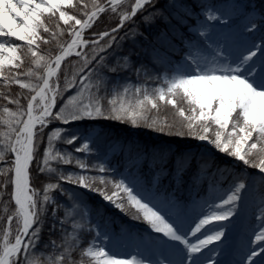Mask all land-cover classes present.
I'll use <instances>...</instances> for the list:
<instances>
[{
    "label": "snow or ice",
    "instance_id": "obj_1",
    "mask_svg": "<svg viewBox=\"0 0 264 264\" xmlns=\"http://www.w3.org/2000/svg\"><path fill=\"white\" fill-rule=\"evenodd\" d=\"M196 9L185 0H0V264H264V35L250 38L264 24V0H196ZM102 14L117 19L115 27L87 36ZM138 15L149 28L157 19L168 27L149 45L154 58L183 52L151 90L108 76L133 70L132 49L143 35ZM172 20L190 34H181L182 48L172 44ZM72 56L78 59L69 69ZM140 72L135 68L137 78ZM13 85L28 93L12 95ZM162 104L178 123L158 115ZM53 121L61 126L45 143ZM108 121L205 147L176 156L169 169L171 152L133 155L104 130ZM57 141L74 152L58 150ZM125 148L127 174L110 166ZM92 156L99 162L89 166ZM73 160L79 172L53 167ZM236 163L243 170L236 172ZM138 164L148 166L147 176L133 171ZM40 176L50 179L37 187ZM84 192L147 228L116 224ZM249 205L258 227L231 259H217L229 247L227 225ZM82 233L91 236L87 247Z\"/></svg>",
    "mask_w": 264,
    "mask_h": 264
},
{
    "label": "trees",
    "instance_id": "obj_2",
    "mask_svg": "<svg viewBox=\"0 0 264 264\" xmlns=\"http://www.w3.org/2000/svg\"><path fill=\"white\" fill-rule=\"evenodd\" d=\"M185 2L189 4L191 7H193V11H196V0H185ZM161 3H163V0H161ZM109 17H110V14H102L100 19L94 24L93 28L86 31L88 36H90L92 32H100V31H104L112 27H115L118 20L115 18L110 19ZM136 23L139 25L140 33H142L143 35L138 38V46L132 49V52H133L132 60L134 61L133 70L127 71V72H120L117 74L108 73V76L112 79V81L116 85H124L132 81V77L134 75V69L137 63L142 62V61L147 62L148 59L152 56L151 47L149 45L155 43V36L158 35V33L161 30H168L167 25L160 19H157L149 28L148 25H145L140 22V15H138L136 17ZM172 24L174 26L175 33H177L181 25L178 24L175 20H172ZM130 27H131V24L126 25L125 28L121 32H119L117 35L123 36L124 33L128 31ZM170 35H171V32H170ZM175 36L176 34L171 35V39H172V44L177 46ZM144 37H147V42H145ZM173 41H175V44ZM156 46L159 47V45H156ZM130 47H131L130 41H126L123 46V51L127 53ZM143 48H148V51L144 52ZM173 53H174V50H172L168 56H163V55L162 56L165 59H167L169 62H171L172 58H170L171 57L170 55H173ZM77 59L78 58L75 56L69 57L67 59L66 66L69 67V69H71L73 61H76ZM114 62L115 61L111 59L108 61L109 64H112ZM28 67H29V64L26 63L24 66V70H27ZM61 80H63V73H61ZM10 92L12 95H16L19 92H24L25 94H27L28 90H22L18 86L13 85L10 89ZM129 98L131 99L133 103L135 102L136 97L133 96L131 93L129 94ZM65 99H67V96H65ZM59 103H63V101H60ZM153 115H157V114L153 112ZM167 119L169 123L179 122V120H173L172 118L167 117ZM115 125L117 127H115ZM58 126H61L60 123L58 121H53L51 126L45 130V143L47 142V132L51 131L53 127H58ZM102 126L104 130L107 132V134L114 140L124 139L125 145L131 146L133 155H135L137 151H139L140 153H148L149 155H151L154 152H159V153L171 152V159L166 165V167L169 169L172 168V163L175 160L176 156L180 155L181 153L189 151L188 147L196 148V150H191V151H200V148H199L200 146L199 144H197L198 141L196 140H192L188 138L182 139V138L172 136V135H165L163 133H158L156 131L149 130L145 127L132 128V127H129L127 124H120V123L111 122V121L102 122ZM72 127H76V126L73 125ZM166 131L168 130L166 129ZM74 147L75 146L66 145L62 141L56 142V148L61 151L67 150L70 152H74ZM42 151H43V148H41V153ZM74 155L80 156V154L78 153H74ZM217 159L220 162H227L223 160L222 157H219V156H217ZM126 160H127V148H125L123 157H121L120 155L113 157V159H111L112 161L111 164L117 165L120 169L122 168V165L125 163ZM98 162L99 161L96 160L95 156L89 157L87 160V163L89 165H92ZM53 167H56L58 169H63L65 174L69 171L78 172L77 166L74 165L73 162L68 165H60V164L54 163ZM142 169L149 170L147 165H144ZM194 171H195V162H193V166L188 170L189 174L186 175L185 177L188 178V176H190ZM235 171L240 172L239 167H235ZM49 179L50 178L47 176H40L39 179H35L34 177L33 183L35 186L39 187L41 186L43 182H48ZM51 181L55 182V177H52ZM64 186L66 188H72V185H69V184H65ZM75 190L78 191L77 189ZM9 191H11L10 188H9ZM5 199H7V197H5ZM104 212L107 214L109 210H105ZM49 223H50V220L48 221V223L45 224L44 231L42 233V237H41L42 245L44 242L50 239L49 232H48ZM51 238L53 239L58 238V234L53 235ZM81 238L85 241V243L82 244L83 246L86 244V234L84 236V233H83Z\"/></svg>",
    "mask_w": 264,
    "mask_h": 264
},
{
    "label": "rangeland",
    "instance_id": "obj_3",
    "mask_svg": "<svg viewBox=\"0 0 264 264\" xmlns=\"http://www.w3.org/2000/svg\"><path fill=\"white\" fill-rule=\"evenodd\" d=\"M239 2L241 3V5L248 3V0H239ZM257 5H259L260 0H256ZM257 23H259V19L257 20ZM187 31V30H186ZM258 33V37L257 40L259 41L261 36L264 35V24H261V26L255 31ZM254 33V32H253ZM87 36L88 34L85 33ZM181 32H179L178 34H176L175 38L178 41V43H182V39H181ZM252 37V35H251ZM250 37V38H251ZM190 38V37H189ZM257 41V42H258ZM175 44V41H173ZM177 43V42H176ZM177 43V44H178ZM174 54L175 55H170L172 58L171 62H169L167 59H165L163 56L159 57V58H154L153 56H151L148 61H142L137 63L135 68H141V72L139 75V78H137V75L135 73V69H134V75L132 77V81L129 82L128 84L136 86H142V87H146L149 90L156 88V87H160L162 86V80L165 77V75L170 74L172 71V67L175 65L176 61L180 60L181 58V54L177 53V51L174 50ZM134 91V89H133ZM184 107H187L186 104L182 105ZM155 112V111H154ZM175 110L171 107V106H167V105H161V108L159 110L158 115L160 117H168V118H172L173 120H179L180 118L176 115H174ZM156 113V112H155ZM157 114V113H156ZM171 123V122H170ZM115 127H117L115 125ZM120 142H123L125 144L124 139H117ZM197 144H199V148L200 150L202 148L205 147V145L201 144L200 142H197ZM78 146V145H77ZM190 146V145H188ZM189 150H196V148H192V147H188ZM111 157V153L109 154ZM216 156L222 157L223 160L229 162V163H233L231 160H229L226 157H223L219 154H215ZM80 157L83 158L82 154H80ZM141 159H143V156H141ZM73 164L76 165L75 160H73ZM127 167L129 166L130 162H127ZM89 165V164H88ZM77 166V165H76ZM91 166V165H89ZM110 166L112 167V165L110 164ZM126 167V168H127ZM138 165L136 169H133L134 172H140L143 175H145L146 171L141 172L138 169ZM235 167H239L240 171L243 170V165L240 163H236ZM72 168V167H71ZM126 168H123L122 171H125V174H127L126 172ZM114 169V168H113ZM77 170L79 172V168L77 166ZM246 171L248 173H255L256 170L255 169H246ZM188 173H186V175H188ZM88 175L92 176V175H96L95 172H89ZM148 174H146L147 176ZM185 175V176H186ZM113 179H119V176H115L113 177ZM187 179H185L186 181ZM166 180L163 181V183L165 184ZM187 182V181H186ZM70 185V184H69ZM97 187H99V185H96ZM73 188V186H72ZM204 188V189H203ZM71 189V188H70ZM78 191H83L82 189H77ZM204 191L202 193H200L202 196H207L209 194V192L206 190V185L204 187L201 188L200 191ZM84 197L87 199V201L93 206V204L96 205H101V207H108V209L111 207L110 205H108L107 203L103 202L97 195H95L94 193H89V192H84ZM110 212H108L106 214V216L110 217L112 220H114L116 222V224H125V225H130L134 230L137 231H143L147 228V225L135 220L130 219L128 216L124 215L122 212H120L118 209H115L114 207H111V209H109ZM255 211V210H254ZM253 211V212H254ZM253 212H248V214L245 216V225L246 224H255L257 223L254 216H253ZM119 216V217H117ZM241 238L237 239L239 244H236L238 249L242 246H244L245 244H247L249 238L252 236V232L249 228H246L243 232H241ZM85 234V233H84ZM83 235V233L81 234V236ZM86 240H90L91 236L86 234ZM82 247H87V245H83ZM146 255V253H144ZM120 258H127V257H120ZM94 264V262H93Z\"/></svg>",
    "mask_w": 264,
    "mask_h": 264
},
{
    "label": "bare ground",
    "instance_id": "obj_4",
    "mask_svg": "<svg viewBox=\"0 0 264 264\" xmlns=\"http://www.w3.org/2000/svg\"><path fill=\"white\" fill-rule=\"evenodd\" d=\"M218 202V201H217ZM254 208L249 205L247 208L242 207L240 210L239 215H237L230 224L227 225V233H228V243L229 247L224 248V252L217 254V259L221 261H227L231 259V254L238 250L237 245L234 243V240L236 238L241 237V230H245L246 228H249L252 232V229L254 227H258L257 223L251 225L246 224L245 225V216L248 214V212H253Z\"/></svg>",
    "mask_w": 264,
    "mask_h": 264
}]
</instances>
